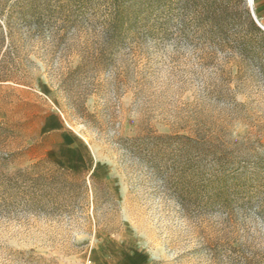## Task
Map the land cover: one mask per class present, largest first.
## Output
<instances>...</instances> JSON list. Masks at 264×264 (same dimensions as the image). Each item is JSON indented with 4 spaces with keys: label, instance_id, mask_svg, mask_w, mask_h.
Returning <instances> with one entry per match:
<instances>
[{
    "label": "rangeland",
    "instance_id": "374dc122",
    "mask_svg": "<svg viewBox=\"0 0 264 264\" xmlns=\"http://www.w3.org/2000/svg\"><path fill=\"white\" fill-rule=\"evenodd\" d=\"M17 1L0 0V264H264L252 1Z\"/></svg>",
    "mask_w": 264,
    "mask_h": 264
},
{
    "label": "trees",
    "instance_id": "16d2710c",
    "mask_svg": "<svg viewBox=\"0 0 264 264\" xmlns=\"http://www.w3.org/2000/svg\"><path fill=\"white\" fill-rule=\"evenodd\" d=\"M21 1H23V0H18L17 2H21ZM247 14H248L249 25L253 29H255L256 32H258V36L257 37L251 36L250 39L251 40L253 39V41L255 39H257V41H260L261 42L260 51L264 55V31L257 25L256 21L251 17L249 11H247Z\"/></svg>",
    "mask_w": 264,
    "mask_h": 264
},
{
    "label": "crops",
    "instance_id": "0c3cea01",
    "mask_svg": "<svg viewBox=\"0 0 264 264\" xmlns=\"http://www.w3.org/2000/svg\"><path fill=\"white\" fill-rule=\"evenodd\" d=\"M254 1V2H253ZM252 13L264 22V0H252Z\"/></svg>",
    "mask_w": 264,
    "mask_h": 264
},
{
    "label": "built area",
    "instance_id": "2783aa9c",
    "mask_svg": "<svg viewBox=\"0 0 264 264\" xmlns=\"http://www.w3.org/2000/svg\"><path fill=\"white\" fill-rule=\"evenodd\" d=\"M251 7H253V3H251Z\"/></svg>",
    "mask_w": 264,
    "mask_h": 264
},
{
    "label": "water",
    "instance_id": "95a60500",
    "mask_svg": "<svg viewBox=\"0 0 264 264\" xmlns=\"http://www.w3.org/2000/svg\"><path fill=\"white\" fill-rule=\"evenodd\" d=\"M254 16V15H253ZM254 18H255V16H254ZM260 26H262V25H260Z\"/></svg>",
    "mask_w": 264,
    "mask_h": 264
},
{
    "label": "bare ground",
    "instance_id": "6f19581e",
    "mask_svg": "<svg viewBox=\"0 0 264 264\" xmlns=\"http://www.w3.org/2000/svg\"><path fill=\"white\" fill-rule=\"evenodd\" d=\"M252 1V0H251Z\"/></svg>",
    "mask_w": 264,
    "mask_h": 264
}]
</instances>
